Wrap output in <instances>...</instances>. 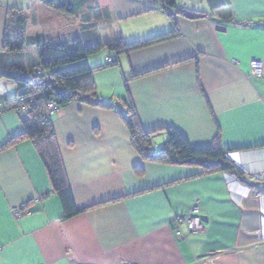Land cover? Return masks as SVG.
I'll return each mask as SVG.
<instances>
[{
    "label": "crops",
    "instance_id": "1",
    "mask_svg": "<svg viewBox=\"0 0 264 264\" xmlns=\"http://www.w3.org/2000/svg\"><path fill=\"white\" fill-rule=\"evenodd\" d=\"M31 1L0 0V54L29 71L33 54L7 53L4 39ZM85 2L75 14L32 11L30 42L121 37L134 43L175 35L121 52L111 67L104 66L114 50L90 57L97 99L113 106L74 101L54 114L79 210L67 218L35 142L8 145L24 133L26 117L11 108L17 84L0 76V101L8 102L0 113V264H264V197L258 195L264 181L251 186L253 175L264 172V74L252 76L250 67L255 59L264 62V0H230L218 9L207 0L178 2H192L204 15L199 19L170 16L162 0ZM128 100L142 129L155 133L152 151L166 143V128L175 127L194 148L218 142L246 180L144 158L124 120ZM194 206L206 221L204 232L178 221ZM15 207L31 213L17 218Z\"/></svg>",
    "mask_w": 264,
    "mask_h": 264
},
{
    "label": "trees",
    "instance_id": "2",
    "mask_svg": "<svg viewBox=\"0 0 264 264\" xmlns=\"http://www.w3.org/2000/svg\"><path fill=\"white\" fill-rule=\"evenodd\" d=\"M86 0L73 3L72 0H32L29 8L18 11L14 21H10L4 39L7 53L31 52L34 57V67L29 71L17 65L8 54H0V76L12 80L17 84L18 96L12 104V109H18V100L25 98V105L29 107L28 116L23 122L24 133L14 138L9 144L18 140L32 139L45 162L52 183V191L56 193L64 206L65 218L79 212L76 207L71 188L67 182L61 155L58 151L52 118H45L47 103L54 100L58 110L68 107L78 101L87 105L113 106L111 103L97 99L96 87L93 81V69L88 59L95 56L104 48L114 50L116 54L108 57L114 62L104 67L114 66L118 62V54L133 49L142 48L165 40L175 35L174 32L144 39L134 43H125L119 37L105 42L86 44L80 37L64 42L41 39L30 42L26 35V21L32 11L53 7L68 14H75L85 6ZM164 9L173 16L175 13L184 14L194 11L193 8L179 7L178 2L184 0H162ZM212 9L228 5L230 0H207ZM44 18L46 16H43ZM7 103L0 101V113L7 107ZM9 105V104H8ZM127 107L124 120L130 130L131 141L144 158L166 162L170 165L193 166L202 169V176L206 174L224 172L245 181V173L228 157L229 151L218 142L208 148H194L189 139L177 128H166L167 141L157 151H152L155 133H146L141 126L136 110L130 100L124 103ZM24 209V207H23Z\"/></svg>",
    "mask_w": 264,
    "mask_h": 264
},
{
    "label": "built area",
    "instance_id": "3",
    "mask_svg": "<svg viewBox=\"0 0 264 264\" xmlns=\"http://www.w3.org/2000/svg\"><path fill=\"white\" fill-rule=\"evenodd\" d=\"M191 6H193L192 2H186V3L182 4V7L186 8V9L191 8ZM107 62H108V64H111L114 62V59L113 58H107ZM250 67H251V75L252 76H257V77L263 76V74H264V62L262 60H259V59L253 60L251 62ZM25 101H26L25 98L21 97L18 100V102L21 104V106L16 110L21 116L27 117L29 107L27 105H25ZM0 106H1V104H0ZM57 111H58V107H57L55 101L54 100L48 101L46 112H45V118L51 119L52 116ZM229 155L233 156L234 154L230 153ZM253 178L256 181H264V172L254 174ZM258 195L261 197H264V195L261 193ZM13 213H14L15 217L21 218L24 215L30 214L31 210L30 209L23 210L21 207H15V208H13ZM178 221L188 223L193 232H204L206 230V225H205V222L203 220V217L199 214V207L198 206L192 207L189 210V212H187L184 216L179 217Z\"/></svg>",
    "mask_w": 264,
    "mask_h": 264
},
{
    "label": "water",
    "instance_id": "4",
    "mask_svg": "<svg viewBox=\"0 0 264 264\" xmlns=\"http://www.w3.org/2000/svg\"><path fill=\"white\" fill-rule=\"evenodd\" d=\"M182 15L188 19H199V18L204 17V15L197 13V12H194V11H186ZM218 29L221 30V28H218ZM223 30H224V28H223ZM255 185H256L255 183L251 184V186H255ZM203 220H204V222H206L204 218H203Z\"/></svg>",
    "mask_w": 264,
    "mask_h": 264
},
{
    "label": "rangeland",
    "instance_id": "5",
    "mask_svg": "<svg viewBox=\"0 0 264 264\" xmlns=\"http://www.w3.org/2000/svg\"><path fill=\"white\" fill-rule=\"evenodd\" d=\"M194 1H196V0H194ZM25 54H28V53H25ZM25 62H28V60L27 59H25ZM27 64V63H26ZM253 182L254 183H257L258 181H256V180H253Z\"/></svg>",
    "mask_w": 264,
    "mask_h": 264
},
{
    "label": "clouds",
    "instance_id": "6",
    "mask_svg": "<svg viewBox=\"0 0 264 264\" xmlns=\"http://www.w3.org/2000/svg\"><path fill=\"white\" fill-rule=\"evenodd\" d=\"M259 229V228H258Z\"/></svg>",
    "mask_w": 264,
    "mask_h": 264
}]
</instances>
